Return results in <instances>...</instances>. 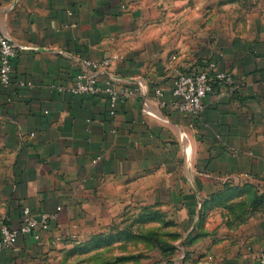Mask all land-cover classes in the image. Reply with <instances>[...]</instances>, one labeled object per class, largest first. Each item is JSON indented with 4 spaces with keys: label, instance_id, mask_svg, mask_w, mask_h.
Here are the masks:
<instances>
[{
    "label": "crops",
    "instance_id": "0c3cea01",
    "mask_svg": "<svg viewBox=\"0 0 264 264\" xmlns=\"http://www.w3.org/2000/svg\"><path fill=\"white\" fill-rule=\"evenodd\" d=\"M156 1L0 0V34L18 50L12 84L0 88V216L17 228L25 206L34 214L60 208L40 238L20 235L0 251V264H42L58 238L87 235L102 223L100 210L122 202L180 209L182 225H190L177 245L181 261L188 250L215 258L207 264L264 257V217L225 250L213 244L212 226L223 218L216 210L202 216L221 182L264 179V15L202 64L172 57L183 46L172 40L168 17L189 10L157 12ZM84 59H111L96 71L103 91H60L74 84ZM210 60L232 73L236 90L220 95L216 85L197 117L162 104L180 71H199ZM108 80L140 87L115 114L104 91Z\"/></svg>",
    "mask_w": 264,
    "mask_h": 264
},
{
    "label": "rangeland",
    "instance_id": "374dc122",
    "mask_svg": "<svg viewBox=\"0 0 264 264\" xmlns=\"http://www.w3.org/2000/svg\"><path fill=\"white\" fill-rule=\"evenodd\" d=\"M151 3L157 12L159 8L172 9V12L177 8L181 12L189 10L182 17H168L177 31L172 33V40L177 38L183 46L172 50V57L177 59L181 54L202 64L229 39L247 35L254 21L264 15V0H158ZM151 19L158 21L159 17ZM105 210H100L102 223L89 227L87 235L76 233L58 238L42 264H207L215 259L194 256L195 252L188 250L181 261L177 245L190 225H182L180 209L170 204L164 208L153 203L143 206L122 202ZM213 210L223 218L221 224L212 226L217 236L213 244L220 243L225 250L241 244V231L249 230L256 219L264 217V179L221 182L206 198L202 216L206 217ZM189 213L192 217L194 211ZM206 233L213 234V231Z\"/></svg>",
    "mask_w": 264,
    "mask_h": 264
},
{
    "label": "built area",
    "instance_id": "2783aa9c",
    "mask_svg": "<svg viewBox=\"0 0 264 264\" xmlns=\"http://www.w3.org/2000/svg\"><path fill=\"white\" fill-rule=\"evenodd\" d=\"M17 51L16 44L8 36L0 34V88L2 89H7L12 84L13 59L17 56ZM110 64L111 59L100 62L84 59V69L77 74L74 84L68 88L59 87V90L80 95L99 94L103 89L99 84L96 71L105 69ZM216 85L224 89L220 95L230 93L236 90L238 86L232 73L221 70L216 60H210L199 71H180L172 87L171 99L169 101L163 100L162 104L170 105L172 108L192 117L200 116L205 109L204 98L213 92ZM139 90V86L116 88L113 82L108 80L104 91L108 95L111 114L116 113L117 104L120 100L136 94ZM155 93L160 97L165 96V92L161 88H156ZM59 211L60 208L54 212L34 214L31 207L25 206L22 210L21 224L17 228L10 225L4 217H0V251L14 247L20 235L35 233L36 238H40L41 233L49 230L57 220ZM256 264H264V257Z\"/></svg>",
    "mask_w": 264,
    "mask_h": 264
},
{
    "label": "trees",
    "instance_id": "16d2710c",
    "mask_svg": "<svg viewBox=\"0 0 264 264\" xmlns=\"http://www.w3.org/2000/svg\"><path fill=\"white\" fill-rule=\"evenodd\" d=\"M188 243V241L186 242V244Z\"/></svg>",
    "mask_w": 264,
    "mask_h": 264
}]
</instances>
